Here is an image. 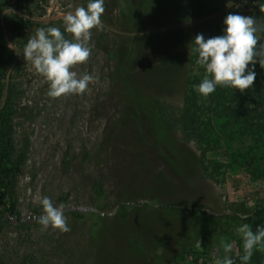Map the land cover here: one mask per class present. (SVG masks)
Wrapping results in <instances>:
<instances>
[{"label": "rangeland", "instance_id": "rangeland-1", "mask_svg": "<svg viewBox=\"0 0 264 264\" xmlns=\"http://www.w3.org/2000/svg\"><path fill=\"white\" fill-rule=\"evenodd\" d=\"M149 1L153 13L129 24L136 0H104V28L92 30L88 62L72 69L93 81L83 95L52 98L24 47L39 28L58 27L71 39L64 16L90 0H5L0 20L12 60L4 101L18 165L5 198L23 222L0 213V264H223L238 254L236 241L223 238L226 251L222 237L201 240L188 211L251 210L264 196V137L254 123L214 119L216 146L202 166L195 143L161 126L157 112L173 118L185 80L208 75L189 57L196 35H223L228 14L255 18L259 0H194L182 14L188 0ZM44 196L64 205L70 231L38 223ZM120 203L129 206L124 217L115 212Z\"/></svg>", "mask_w": 264, "mask_h": 264}, {"label": "clouds", "instance_id": "clouds-1", "mask_svg": "<svg viewBox=\"0 0 264 264\" xmlns=\"http://www.w3.org/2000/svg\"><path fill=\"white\" fill-rule=\"evenodd\" d=\"M104 12V0H90L86 8L76 7L64 16V32L70 34L71 39L66 38L58 27L39 28L28 39L23 50L24 60L29 61L48 83L50 97L83 95L87 91L94 78L87 73L77 78L72 69L88 62L92 30H103L101 16ZM224 24L223 35L206 40L202 34H197L194 39L192 51L198 54L197 64L208 74L198 86L199 93L205 97L213 93L217 85L230 86L243 94L253 87L256 79V72L249 65L259 63L264 68V43H260L256 35L264 31V25H258L254 17L239 14H228ZM40 203L43 215L38 218V223L44 229L70 231L63 214L64 205L55 206L47 196L42 197ZM236 231L243 238L244 255L240 259L243 264H248L257 246L264 249V225L253 231L245 223ZM221 244L226 251L231 249V245L224 244L223 238ZM223 264L234 262L226 258Z\"/></svg>", "mask_w": 264, "mask_h": 264}, {"label": "trees", "instance_id": "trees-1", "mask_svg": "<svg viewBox=\"0 0 264 264\" xmlns=\"http://www.w3.org/2000/svg\"><path fill=\"white\" fill-rule=\"evenodd\" d=\"M194 0H188L177 8L179 13L187 10ZM198 1V0H195ZM202 4H211L213 0H199ZM5 0H0V10ZM194 4V3H192ZM156 7V6H155ZM149 0H136L135 4L128 8L129 24L135 23L132 17L136 14L146 16L153 13ZM138 12V13H137ZM177 12V11H176ZM253 12L261 25H264V0L254 6ZM16 26L19 24L15 23ZM134 29L133 25L130 27ZM264 40V31H261ZM191 62L198 59V54L193 51L189 54ZM11 49L2 36V25L0 20V213L12 217L18 224L23 222L14 201L5 198L12 187L13 179L18 171V165L11 159L12 144L10 139V116L11 111L4 101L6 92V71L11 64ZM256 72V79L252 88L245 90L242 94L230 86L217 85L215 91L208 96H203L198 91V86L204 79V75L192 74L185 80V93L182 104L176 115L168 119L157 112V120L161 126L177 128L188 140H192L199 149V160L203 166L202 158L207 150L216 146L213 132V120L225 118L227 121H235L241 124H256L258 131L264 137V68L259 63L250 65ZM211 79V76H209ZM262 81V85L259 83ZM95 195L102 196L99 185L94 184ZM128 204L120 203L115 212L124 217L128 211ZM167 207V206H166ZM71 216L83 218L77 211L70 210ZM92 218L98 213L89 211ZM100 214V213H99ZM190 224L198 231L199 238L205 240L207 236L222 237L238 244L239 252L233 258L234 264H243L240 257L244 255L243 238L236 229L242 224H249L253 231L257 226L264 225V196L254 207L243 213L229 212H207L199 208L188 211ZM248 264H264V249L257 246Z\"/></svg>", "mask_w": 264, "mask_h": 264}, {"label": "water", "instance_id": "water-1", "mask_svg": "<svg viewBox=\"0 0 264 264\" xmlns=\"http://www.w3.org/2000/svg\"><path fill=\"white\" fill-rule=\"evenodd\" d=\"M75 209H87V210H92V211H96V209L95 208H93V207H75ZM101 214V213H100Z\"/></svg>", "mask_w": 264, "mask_h": 264}]
</instances>
